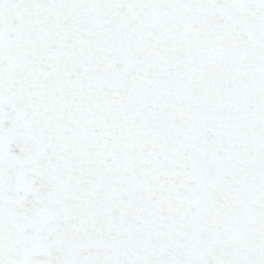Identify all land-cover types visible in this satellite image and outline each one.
<instances>
[{"label":"snow or ice","instance_id":"snow-or-ice-1","mask_svg":"<svg viewBox=\"0 0 264 264\" xmlns=\"http://www.w3.org/2000/svg\"><path fill=\"white\" fill-rule=\"evenodd\" d=\"M0 264H264V0H0Z\"/></svg>","mask_w":264,"mask_h":264}]
</instances>
